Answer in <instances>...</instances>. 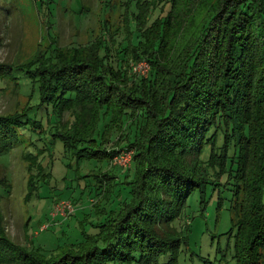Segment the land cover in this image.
Instances as JSON below:
<instances>
[{"label":"trees","instance_id":"16d2710c","mask_svg":"<svg viewBox=\"0 0 264 264\" xmlns=\"http://www.w3.org/2000/svg\"><path fill=\"white\" fill-rule=\"evenodd\" d=\"M165 2L172 9L174 0ZM171 9L164 20H155L143 31L138 45L123 49L133 61H148L150 70L145 77L123 72L122 89L104 80L105 71L99 70L95 55L98 44L81 58L51 61L43 54L40 66L29 70V77L40 84V105L51 106L65 126L69 122L62 121L63 111L72 115L76 105L106 104L121 126L124 110L136 111L134 123L141 136L123 148L132 151L131 162L136 164L132 195L103 226L106 232L100 244L45 257L12 243L0 229V257L9 264H159L167 253L172 262L179 240L161 233L160 227L175 222L195 189L203 199L205 185L213 184L206 173L214 167L210 165L214 155L222 157L219 174L225 171V159L233 164L227 180L215 182L227 185L230 174L239 169V159L246 163L248 146L258 173L251 184H244L251 198L239 208L249 222L243 238L237 234L243 221L234 231V258L235 264H264V0H220L189 43L182 33L185 21L179 35L167 34ZM175 43L179 45L173 47ZM94 121L93 110H86L77 119L78 126L70 125L71 131L84 137ZM40 125L29 114L0 117V140L11 133L15 137L21 127L33 132ZM64 134L65 147L76 152L75 137ZM10 145V140L0 143V152ZM95 146L90 143L80 150L108 158L122 150L99 152ZM99 180L101 188L103 179ZM107 194L102 192L101 199Z\"/></svg>","mask_w":264,"mask_h":264},{"label":"rangeland","instance_id":"374dc122","mask_svg":"<svg viewBox=\"0 0 264 264\" xmlns=\"http://www.w3.org/2000/svg\"><path fill=\"white\" fill-rule=\"evenodd\" d=\"M189 1L174 0L171 9L165 0H0V66L5 65L0 72V117L29 114L41 123L37 131L21 127L15 137L11 133L0 140L1 144L11 141L10 148L0 152V229L12 243L45 257L100 244L107 222L132 195L136 164L131 162L132 151L123 148L141 136L134 123L136 111L124 110L121 126L106 104L94 108L76 105L72 115L63 111L62 121L69 122L65 126L51 106L40 105V84L29 77V70L40 66L43 54L51 61L81 58L98 44L95 55L99 70L107 72L104 80L122 89L123 72L145 77L150 70L148 61H133L123 49L138 45L143 31L155 20H164L170 9L167 34L179 35L185 21L182 33L189 43L220 0ZM132 81L133 77L127 82L129 87ZM90 109L95 114L93 127L86 136H75L70 125L78 126L77 119ZM65 132H71L77 141L74 153L63 143ZM90 143L99 152L122 150L110 158L87 155L86 149H80ZM248 148L246 163L239 159V169L230 174L227 185L216 183L227 180L232 162L225 159V171L219 174L222 157L211 158L214 167L206 174L213 184L205 185L203 199L195 189L175 222L160 227L161 233L179 241L176 259L169 262L167 253L159 264H235L234 231L243 221L237 233L243 238L249 222L239 208L251 198L244 186L258 173ZM196 178L203 181L199 174ZM99 179H103L101 188ZM102 192L108 193L104 200ZM59 203H69L72 209L60 214L56 210ZM0 264L9 263L0 257Z\"/></svg>","mask_w":264,"mask_h":264},{"label":"built area","instance_id":"2783aa9c","mask_svg":"<svg viewBox=\"0 0 264 264\" xmlns=\"http://www.w3.org/2000/svg\"><path fill=\"white\" fill-rule=\"evenodd\" d=\"M119 155H120V154H119ZM119 155H117V156L114 157V158H118ZM123 165H125V164H123ZM68 209H70V210L72 209L69 203H68L67 205H66V204H62V203H59L58 205H56V210H57L60 214L64 213L65 211L68 212V211H69ZM61 212H62V213H61Z\"/></svg>","mask_w":264,"mask_h":264}]
</instances>
